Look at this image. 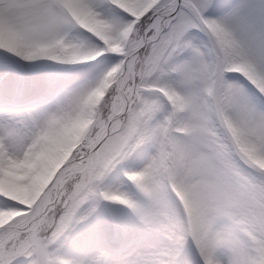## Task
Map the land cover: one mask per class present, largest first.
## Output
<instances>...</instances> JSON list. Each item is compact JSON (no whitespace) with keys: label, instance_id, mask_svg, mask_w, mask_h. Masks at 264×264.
<instances>
[{"label":"snow or ice","instance_id":"snow-or-ice-1","mask_svg":"<svg viewBox=\"0 0 264 264\" xmlns=\"http://www.w3.org/2000/svg\"><path fill=\"white\" fill-rule=\"evenodd\" d=\"M0 264H264V0H0Z\"/></svg>","mask_w":264,"mask_h":264}]
</instances>
